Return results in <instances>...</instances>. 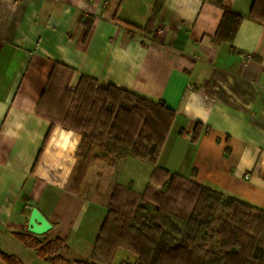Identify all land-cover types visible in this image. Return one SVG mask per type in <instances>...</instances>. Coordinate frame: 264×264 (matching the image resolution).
<instances>
[{"label":"crops","instance_id":"1","mask_svg":"<svg viewBox=\"0 0 264 264\" xmlns=\"http://www.w3.org/2000/svg\"><path fill=\"white\" fill-rule=\"evenodd\" d=\"M221 2L0 0L4 253L22 264H58L39 248L59 238L62 260L94 261L110 204L72 188L83 135L56 143V128L34 172L52 125L42 97L65 67L74 83L87 76L175 111L157 163L122 158L120 185L139 193L162 186L164 175L154 178L160 167L264 210V19L251 18L254 0ZM224 6L244 15L232 42L228 29L220 32ZM34 209L52 225L44 234L30 231Z\"/></svg>","mask_w":264,"mask_h":264},{"label":"trees","instance_id":"2","mask_svg":"<svg viewBox=\"0 0 264 264\" xmlns=\"http://www.w3.org/2000/svg\"><path fill=\"white\" fill-rule=\"evenodd\" d=\"M219 3L223 6L221 0ZM224 9L225 18L220 32L228 29L226 39L232 42L244 15L225 6ZM232 18L234 21L237 20L235 27ZM251 18L264 19V0H254ZM65 68L68 71L71 70L68 67ZM83 81L99 85L108 94L122 95L124 98L135 101L131 108H125V111L145 123L146 133H141L140 138H132L127 135L124 138L125 131L122 133V128L113 124L110 138L122 150L123 158L134 156L148 159L151 163L156 164L160 150L170 131L175 111L163 101L154 103L112 84L102 86L93 78L81 76L79 83ZM45 94L46 92L42 100ZM111 99L117 101L116 98L111 97ZM198 127L199 124L196 129ZM50 133L51 127L38 156L34 172ZM196 135H198L197 130ZM79 151L83 163L89 165L93 160L91 142L88 141L86 145H81ZM158 174H163L165 177L162 190L149 197L148 194L152 187L147 185L145 191L140 194L139 200L132 202L128 214L122 212V208L114 210L112 209L114 205L110 206L96 242L93 262L112 264L118 249L123 247L140 256L138 264H264V246L259 241L253 240V237L247 233L250 223L243 214L246 210L258 211L261 214L258 216L259 227L264 228V210L244 201L225 196L208 186L160 167L155 168L154 178ZM184 185L190 187L184 188ZM167 193L170 194L169 198L177 195L194 202L192 212L185 215L167 208L168 199L164 198ZM119 197V193H116L113 202L115 203ZM215 206H224L231 210L236 227L224 223L221 231L217 232L222 238L224 247L228 249L225 255L212 258L202 257L198 253L201 247H196V243L199 242L200 238L212 232L210 215ZM111 221L112 225L109 226ZM256 225L253 224V230H255ZM32 243L36 247L42 244L40 240L34 238ZM62 244V239L51 240L41 246L39 252L42 255L51 253L54 255V260L57 261L61 259L59 251ZM0 257L7 264H22L17 257L8 255L1 249ZM87 262L80 261L77 264H88Z\"/></svg>","mask_w":264,"mask_h":264},{"label":"rangeland","instance_id":"3","mask_svg":"<svg viewBox=\"0 0 264 264\" xmlns=\"http://www.w3.org/2000/svg\"><path fill=\"white\" fill-rule=\"evenodd\" d=\"M72 74L73 72L68 70L58 72L56 80L54 79L46 91L40 105V110L50 118L52 125L50 136L35 171L42 162L44 152L52 140L56 128L62 130V132L57 131L55 133L54 142L56 143H61L63 139L67 141L68 137L72 138L70 136L72 133L82 134L83 137L76 153L77 162L71 177L72 188L77 191L83 190L87 196L103 199L110 206L114 205L112 209L122 208V212L128 214L132 202L139 200L141 193L132 190L131 186H122L118 182L116 167L124 154L110 138L111 127L113 124L121 127L122 133L124 131L126 133L124 138L126 135L132 138H140L141 133L145 134L147 128L145 123L125 111V108H131L135 101L124 98L122 95L108 94L95 83L86 81L79 83L80 77L74 83L72 82ZM111 97L116 98L117 101H112ZM88 141L91 142V155L93 157L89 165L83 163L79 151L81 145H86ZM188 187L190 186L184 185V188ZM161 190V185L154 186L148 195L152 197ZM116 193H119L120 197L114 203L113 197ZM169 197V193L164 196L165 199H168L167 208L171 211L185 215L192 212L195 203L188 198L183 199L182 196L177 195H174L173 198ZM243 214L250 223L247 233L253 237V240L259 241L264 246V228L259 227L258 224V216L261 214L252 210H246ZM210 220L212 232L200 238L196 247H201L198 253L202 257H221L226 254L228 249L224 247L222 238L217 232L221 231L224 223L236 227L233 212L224 206H215L210 215ZM253 224L258 225L255 226V230L252 229ZM110 225H112V221ZM120 249L125 250L118 255V260H122L120 264H138L140 256L137 253L123 247L119 248L118 251ZM61 253H64L62 247L59 251L60 255ZM57 263L77 264L69 259H58ZM87 263L99 264L93 261Z\"/></svg>","mask_w":264,"mask_h":264},{"label":"water","instance_id":"4","mask_svg":"<svg viewBox=\"0 0 264 264\" xmlns=\"http://www.w3.org/2000/svg\"><path fill=\"white\" fill-rule=\"evenodd\" d=\"M29 224L30 231L35 234H44L52 227L49 221L38 211V209L33 210Z\"/></svg>","mask_w":264,"mask_h":264},{"label":"built area","instance_id":"5","mask_svg":"<svg viewBox=\"0 0 264 264\" xmlns=\"http://www.w3.org/2000/svg\"><path fill=\"white\" fill-rule=\"evenodd\" d=\"M121 264H124V263H121Z\"/></svg>","mask_w":264,"mask_h":264}]
</instances>
